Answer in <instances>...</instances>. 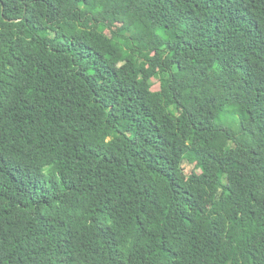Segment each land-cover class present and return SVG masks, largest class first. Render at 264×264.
<instances>
[{"label": "trees", "instance_id": "16d2710c", "mask_svg": "<svg viewBox=\"0 0 264 264\" xmlns=\"http://www.w3.org/2000/svg\"><path fill=\"white\" fill-rule=\"evenodd\" d=\"M0 264H264V0H0Z\"/></svg>", "mask_w": 264, "mask_h": 264}, {"label": "rangeland", "instance_id": "374dc122", "mask_svg": "<svg viewBox=\"0 0 264 264\" xmlns=\"http://www.w3.org/2000/svg\"><path fill=\"white\" fill-rule=\"evenodd\" d=\"M159 88V85L158 84H156V86H155V89H158ZM193 170V168L192 167H187V169H186V172H191Z\"/></svg>", "mask_w": 264, "mask_h": 264}]
</instances>
